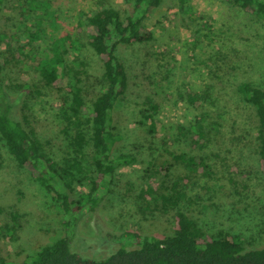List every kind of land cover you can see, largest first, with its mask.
Listing matches in <instances>:
<instances>
[{"label": "rangeland", "instance_id": "374dc122", "mask_svg": "<svg viewBox=\"0 0 264 264\" xmlns=\"http://www.w3.org/2000/svg\"><path fill=\"white\" fill-rule=\"evenodd\" d=\"M35 1L32 6L30 0L5 4L0 16V61L7 58L10 63L2 80L18 101L25 126L62 166L70 152L69 141L58 120L59 94L45 87L35 70L40 51L56 36L81 38L84 47L77 64L82 65L77 68L85 99L94 100L105 88L103 66L78 23L105 7L131 10L133 0ZM144 24L154 31L152 41L116 49L127 69L128 87L113 113L121 136L114 153L131 155L134 163L121 166L108 188L97 193L94 212L75 214L73 223L0 145V254L4 258L17 262L70 235L74 252L103 259L120 247L114 237L126 231L171 235L177 209L188 211L205 235L229 233L238 235L248 248L264 247V182L254 115L237 92L244 81L264 85L263 22L224 0H164ZM28 27L41 29V40L34 43L35 61L18 62L22 56L17 47L27 43L23 34ZM192 93L207 98L204 106L201 99L200 104L189 101ZM149 105L158 106L154 136L145 117L151 113ZM165 149L201 158L208 168L190 170ZM162 151L172 164L168 176L152 165L159 164ZM86 153L89 173L95 177L91 145ZM152 180L158 192L150 199L157 200L147 206L139 194ZM174 183L185 198L178 207L165 209L157 196H174ZM75 192L81 193L78 198L85 196L89 186L76 187Z\"/></svg>", "mask_w": 264, "mask_h": 264}, {"label": "trees", "instance_id": "16d2710c", "mask_svg": "<svg viewBox=\"0 0 264 264\" xmlns=\"http://www.w3.org/2000/svg\"><path fill=\"white\" fill-rule=\"evenodd\" d=\"M224 1L239 6L262 21L264 37V0ZM7 2L8 0H0V16ZM163 2L164 0H133L131 10L105 7L85 15L86 21L78 23L79 31L85 30L87 46L101 60L103 66L105 88L92 101L85 99L81 86L83 79L77 68L82 65L77 64L84 47L81 38H72L67 34L56 36L50 39L44 51H40L41 56L35 70L40 82L59 94L58 120L69 141L70 152L62 166L45 152L43 143L35 132L25 126L19 103L7 92L2 80L4 68L10 63V59L0 61V145L19 168L28 170L46 189L48 196L70 216L73 223L77 222L75 214L94 212L99 202V190L108 188L121 166L131 165L135 161L131 155L114 153L121 136L116 132L113 113L128 87L127 69L116 49L120 45L135 46L152 41L154 31L144 22ZM33 3L37 1L30 0L31 6ZM46 7L43 5L38 8L45 10ZM41 32L39 28L35 31L27 28L23 34L27 43L17 47L18 55L22 56V59L17 58L18 62L26 59L35 61L31 55L38 49L34 43L41 40ZM237 92L253 111L260 178L264 182V85L260 87L244 81L237 85ZM188 99L192 104H200L201 99L202 106L207 100L194 93ZM157 110V105H149L147 111L151 113L145 115L151 122L148 130L152 136L157 133L154 119ZM202 139L203 134L199 133V140ZM90 145L91 164L97 174L95 177L89 173L86 159V151ZM163 151L174 161L184 163L190 170L208 168L201 158L197 160L196 157H187L186 154H174L166 149ZM163 151L159 155V164L157 161L152 162V165L158 167L159 174L168 176L172 164L167 161L168 157ZM84 185L89 186V192L78 198L81 193L77 195L76 187ZM176 187L177 183H174V196H157L162 200L165 209L167 206L178 207L185 198V194L178 192ZM157 192V184L152 180L141 187L139 198L148 206L150 200H157L150 199ZM173 218L174 228L171 235L156 237L126 231L120 237H114L120 247L103 259L86 258L74 252L72 239L68 235L17 262L0 254V264H264V247L248 248L238 235L229 233L205 235L193 216L185 210L177 209Z\"/></svg>", "mask_w": 264, "mask_h": 264}]
</instances>
